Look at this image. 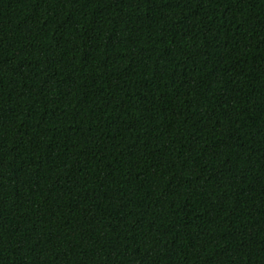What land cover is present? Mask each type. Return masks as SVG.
I'll return each instance as SVG.
<instances>
[{
    "label": "trees",
    "instance_id": "16d2710c",
    "mask_svg": "<svg viewBox=\"0 0 264 264\" xmlns=\"http://www.w3.org/2000/svg\"><path fill=\"white\" fill-rule=\"evenodd\" d=\"M0 264H264V0H0Z\"/></svg>",
    "mask_w": 264,
    "mask_h": 264
}]
</instances>
